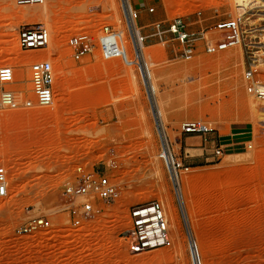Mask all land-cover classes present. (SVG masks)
I'll return each instance as SVG.
<instances>
[{"label": "rangeland", "instance_id": "rangeland-1", "mask_svg": "<svg viewBox=\"0 0 264 264\" xmlns=\"http://www.w3.org/2000/svg\"><path fill=\"white\" fill-rule=\"evenodd\" d=\"M129 1L132 10L126 15L123 0H46L51 17L39 21L19 13L44 5L19 7L14 0H0V67L12 66L25 76L34 60L25 61L30 52L19 50V33L26 25L43 26L51 45L36 53L48 54L44 59L56 73L52 106L0 112V167L9 176V195L0 199V264H194L191 238L207 245L210 264H264V106L258 104L259 120L246 103L257 101L245 81L253 56L239 46L206 54L202 38L219 37L215 27L222 21L248 19L256 11L254 0ZM175 18L196 39L189 60L181 57L184 46L169 31ZM133 22L145 37L144 62L153 74L155 96L131 45ZM106 26L126 40L133 67L124 58L103 59L99 49L73 59L69 39L82 32L98 39ZM257 58L259 66L264 64L261 54ZM259 68L264 82V66ZM193 121L213 131L232 130L246 143L222 149L219 156L215 147L213 155L205 151L200 158L201 135H176ZM163 133L181 164L177 172L194 179L182 186L187 220L172 169L160 157ZM79 168L107 171L119 191L116 201L94 202L95 214L88 219L70 212L85 199L66 194ZM155 201L163 204L170 223V203L176 208L172 245L133 253L128 242H121L133 233L132 213ZM37 218L45 219L44 228L20 232Z\"/></svg>", "mask_w": 264, "mask_h": 264}, {"label": "built area", "instance_id": "built-area-1", "mask_svg": "<svg viewBox=\"0 0 264 264\" xmlns=\"http://www.w3.org/2000/svg\"><path fill=\"white\" fill-rule=\"evenodd\" d=\"M17 6H42L46 0H14ZM255 10H252L250 17L245 21L238 20L222 21L217 24L216 31L219 37H206L204 39L203 51L206 54H217L232 48L241 47L244 52L253 56V60H248L251 68L245 73L248 93L256 100H264V82L260 80L258 69L260 60L258 55L264 57V0H254ZM154 12V9H151ZM260 16L259 19L251 21L253 17ZM138 14L134 13L133 18ZM261 23L258 25V23ZM131 24V23H130ZM156 30L161 39L164 32L160 24L156 25ZM131 45L138 60L139 43L144 42L145 37L139 36L135 27L129 26ZM169 31L184 46L181 57L189 60L194 55L196 41L194 34L186 29V24L181 18H175L169 25ZM126 40L116 30L110 26L103 28L101 35L95 39L87 32H82L72 36L68 41V46L72 51L74 60L79 61L95 53L99 49L100 56L105 60L124 58L128 54ZM19 44L23 50L39 51L50 47L51 34L43 26L26 25L19 33ZM264 60V58H263ZM146 70L148 66L146 64ZM56 73L51 61L46 59H35L25 76H21L12 66L0 67V112L18 111L22 109H41L54 104L56 100L55 92ZM213 130L203 121H193L184 124L176 131L180 138L188 135L206 136ZM223 150L218 148L216 155H222ZM173 168H180L181 164L174 161ZM75 184H71L66 189V194L71 197H82L85 199L79 208H72L70 212L76 216H83L85 219L94 216V202L116 201L119 191L114 177L107 171H85L79 168L76 175ZM9 195V176L4 167H0V199ZM134 242H129L133 253H143L162 247L172 245L171 226L166 216L164 206L161 202L155 201L146 206L137 207L131 216ZM46 226L44 218H37L26 224L21 233L32 234ZM192 257L196 264H201L198 246L192 241Z\"/></svg>", "mask_w": 264, "mask_h": 264}, {"label": "bare ground", "instance_id": "bare-ground-1", "mask_svg": "<svg viewBox=\"0 0 264 264\" xmlns=\"http://www.w3.org/2000/svg\"><path fill=\"white\" fill-rule=\"evenodd\" d=\"M123 6H124L125 14L128 15V13H130L132 10V6L130 4V1L129 0H123ZM19 14L23 19H26V20L44 21V20L50 19L51 10H50L48 4H46V5H44V7H42V9L40 11H38L37 9L29 8V9L22 10ZM132 27H135L137 33L139 32L138 31L139 29L136 28L135 22H133ZM19 50H21L20 44H19ZM143 51H145V46H144V44L139 43V50L137 52L138 57L143 62V65L146 66V63L144 62ZM29 52H30V54H29V56H27L25 58V61L30 62V61H33L35 59L48 58V54H44V53L38 54V53H36V51H29ZM231 58L232 57L226 58L224 60V62H229L231 60ZM125 62L128 64V66L133 67V60L130 59V56L128 54L125 56ZM243 62H245V61L243 60ZM262 66H264V64H262ZM142 73H143L144 82H148V81L151 82L149 89H150L151 94L153 96H155L156 91H157V87L152 81L153 74L151 72H148L147 70L144 71V69L142 70ZM145 73H147V75H145ZM133 76H134L135 82H137L138 81L137 76L136 75H133ZM233 85L235 88H237V90H239V85H240L239 82L235 81ZM246 103H248L249 108L254 112V114H256V116L259 118V120H262L263 119V116H262L263 113L259 111L258 104H261L262 106H264V100H257L256 102H246ZM159 116L160 117L162 116V113L160 111H159ZM161 122H162V118H161ZM161 138H162V143H163L162 144L163 151L160 154V157L164 158L166 163L172 169L173 182H174L175 187L177 188V193H178V202L181 205V208H182L181 211L183 212V215L186 217V220H187L188 212H187L186 205H185L184 193L182 190V186L192 185L194 182V179L192 176H186V175L179 174V172H177V167L173 168L171 166L174 164V161H175V159L172 155V150L168 144V141L166 140V135L164 133L162 134ZM186 196H187V201L189 204V202H190L189 194H186ZM170 206H171L170 215H172L174 217V219H173V221H171L170 225H172V226L177 225L179 223V219H178L179 217L176 215V212H177L176 208H175L173 203H170ZM190 207L191 206L189 205V208ZM191 217L194 220L195 215L192 212H191ZM188 219H189V217H188ZM187 225H188V221H187ZM135 240L136 239H135L134 234L128 233L127 235L123 236L121 242H128L129 243V242H134ZM192 241L193 240L191 238L190 239V245L191 246H192ZM196 244L198 246L201 264H210L209 261L207 260V258L211 255V253H210V250L208 249L207 245L201 240L199 241V243H196ZM192 253H193V251H192ZM193 263L196 264L194 258H193Z\"/></svg>", "mask_w": 264, "mask_h": 264}, {"label": "crops", "instance_id": "crops-1", "mask_svg": "<svg viewBox=\"0 0 264 264\" xmlns=\"http://www.w3.org/2000/svg\"><path fill=\"white\" fill-rule=\"evenodd\" d=\"M212 133L213 134H210V136L206 135L200 137L201 140L203 138L205 140V148L202 149L203 154H200V158L203 157L201 155H204L205 151H207V155H213L215 147L226 150H237L244 147L246 143L243 138L239 137L240 134L233 132L232 130L216 129L215 131H212Z\"/></svg>", "mask_w": 264, "mask_h": 264}]
</instances>
